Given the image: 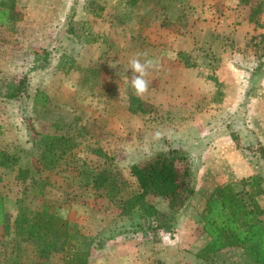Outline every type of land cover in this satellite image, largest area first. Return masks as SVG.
<instances>
[{
  "label": "rangeland",
  "instance_id": "rangeland-1",
  "mask_svg": "<svg viewBox=\"0 0 264 264\" xmlns=\"http://www.w3.org/2000/svg\"><path fill=\"white\" fill-rule=\"evenodd\" d=\"M258 2L264 6V0L242 1L232 16L213 0H17L21 24L0 25V150L17 154L29 173L20 181L12 169L0 167V264H63L60 239H52L47 255L23 239L14 223L19 201L31 211L67 215L74 238L92 243L91 264L115 263L113 237L123 253L145 257L136 264H174L177 252L187 253L183 264H255L238 247L208 259L195 255L208 241L201 212L213 188L251 174L264 177V163L250 149L264 145V13L258 23L243 24ZM205 40L225 42L230 50L218 51L220 62L208 66L200 54ZM182 51L195 66L178 59ZM138 52L155 66L140 96L148 111L130 113L126 103L135 93L131 69H125ZM23 74L29 76L24 97L6 98ZM214 76L225 86L222 101L214 100ZM37 89L48 94L46 107L34 105ZM26 119L41 132L72 136L78 145L50 169L39 161ZM170 148L183 154L177 164L188 168L194 193L179 210L150 198L164 227H147L148 221L130 217L92 186L103 161L97 149L126 180L125 197L137 189L130 166Z\"/></svg>",
  "mask_w": 264,
  "mask_h": 264
},
{
  "label": "trees",
  "instance_id": "trees-1",
  "mask_svg": "<svg viewBox=\"0 0 264 264\" xmlns=\"http://www.w3.org/2000/svg\"><path fill=\"white\" fill-rule=\"evenodd\" d=\"M141 0H129L135 5ZM150 1V0H149ZM159 4L161 0H152ZM248 3L249 0H240ZM264 12V6L258 2L249 11V20L258 23L256 18ZM74 16V6L71 5L67 13V20ZM24 17L23 10L18 6L17 0H0V25L13 29L21 24ZM264 39V34L260 35ZM226 50L225 42L218 40H205L202 43L201 57L210 65L213 61L219 63L218 47ZM178 52V59L185 66H195V60H189L188 55ZM215 64V63H214ZM217 83L215 101H222L224 84L216 76ZM29 76L23 74L16 83L10 84L5 97L8 99L23 98ZM49 101L48 94L37 89L33 96L34 105L46 107ZM147 102L131 94L128 99V110L131 113H145L148 111ZM146 105V106H145ZM29 140L40 149L39 161L46 167L54 169L60 160L70 155L78 145L77 141L64 133L41 132L37 130L29 119H26ZM2 128L0 126V134ZM264 163V145L257 142L252 148ZM103 157L101 165L93 175L92 186L100 195L108 200L118 201L124 213L130 217H137L148 221L147 227L160 228L166 226L159 217L163 213L155 206L150 198H161L171 209H181L194 190L188 181V168L177 163L183 160V154L176 148L161 150L156 156L144 164H132L130 173L135 178L137 189L130 196H122L127 183L120 178L112 167L111 157L102 150L94 151ZM20 158L17 154L0 150V167L12 169L20 181L28 177V169L19 165ZM18 212L14 223L20 230L24 240L36 244L39 254H49L52 239H60L59 250L62 253L63 264H88L92 243L85 237L74 238L71 232V223L67 218H62L45 209L31 211L22 205H17ZM3 218V200L0 198V221ZM202 232L208 241L197 250L196 257L208 259L225 248L238 247L255 264H264V177L251 174L241 177L236 182H227L216 185L206 198L201 212ZM151 222V224H150ZM137 226L144 227L138 222ZM75 232V231H74ZM101 247V244L99 245Z\"/></svg>",
  "mask_w": 264,
  "mask_h": 264
},
{
  "label": "crops",
  "instance_id": "crops-1",
  "mask_svg": "<svg viewBox=\"0 0 264 264\" xmlns=\"http://www.w3.org/2000/svg\"><path fill=\"white\" fill-rule=\"evenodd\" d=\"M184 1V0H183ZM206 1H210V0H206ZM213 2H217V3H219V4H221L223 7H226V9L228 8L230 11H231V14H232V16L234 15V12H235V8H237L238 6H240V4L242 3V1H240V0H213ZM136 5V4H135ZM228 5H230V7L228 6ZM69 9H70V6L68 7ZM68 9V10H69ZM264 13V12H263ZM249 20V16H248V18H247V21H244L243 22V24L244 23H246V24H254L252 21H250ZM221 46V44L219 45V47H218V50L220 51V52H223V51H228V50H230V47L228 46V45H226L225 46V48H226V50H223V47H220ZM224 55V53L222 54V56ZM141 98V97H140ZM142 99V98H141ZM143 100V99H142ZM145 101V100H144ZM146 102V101H145ZM126 109L128 110V102L126 103ZM128 112H130L129 110H128ZM131 113V112H130ZM59 215V214H58ZM60 216V215H59ZM62 218H67V215H65L64 217H62ZM69 219V218H68ZM117 241H120L117 237H113L112 238V250H113V248H115V251H114V257H116L117 259H114V262L115 263H113V261H112V264H136V262H137V259H139V261H142L143 260V258H145V257H143V255H139L138 256V253H136L135 255H133L132 257L131 256H129L128 254H127V252H125V253H123L124 252V250L125 249H122L124 246L123 245H120V246H118L117 245ZM171 242H169V244H170ZM167 244V243H166ZM165 244V245H166ZM223 250V249H222ZM187 253H183V254H180V252H177L176 253V261L174 262V264H183V259L181 260V257L183 256V255H186ZM188 255H191L189 252H188ZM91 256H92V252L90 253V255H89V258H88V264H91V260H92V258H91ZM196 256V255H195ZM192 258H195L194 257V255L192 256ZM133 259H136L135 261H133L132 262V260ZM161 259V258H160ZM163 259V258H162ZM161 259V260H162ZM116 261H117V263H116ZM131 262V263H130ZM160 264H163L162 263V261H161V263Z\"/></svg>",
  "mask_w": 264,
  "mask_h": 264
},
{
  "label": "clouds",
  "instance_id": "clouds-1",
  "mask_svg": "<svg viewBox=\"0 0 264 264\" xmlns=\"http://www.w3.org/2000/svg\"><path fill=\"white\" fill-rule=\"evenodd\" d=\"M146 52H138L128 62V67L125 69H131L132 75L129 83L134 90L136 96H143L149 89L150 81L145 79L148 75L149 69L154 68V61L151 58H147ZM141 57H145L143 61ZM157 139L161 137V133L157 131L155 133Z\"/></svg>",
  "mask_w": 264,
  "mask_h": 264
}]
</instances>
